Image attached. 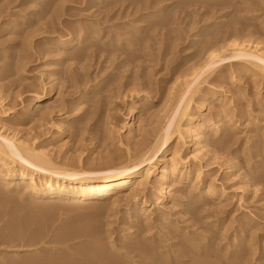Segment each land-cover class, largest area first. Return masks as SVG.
I'll list each match as a JSON object with an SVG mask.
<instances>
[{
	"label": "rangeland",
	"instance_id": "1",
	"mask_svg": "<svg viewBox=\"0 0 264 264\" xmlns=\"http://www.w3.org/2000/svg\"><path fill=\"white\" fill-rule=\"evenodd\" d=\"M42 2L46 0H0V132L16 134L30 143L36 141L37 145L46 144L45 149L59 159H81L87 166H98L111 159V165L117 166L126 161L128 148L134 150L137 142L154 134L163 125L160 123L165 121L170 109L176 105L179 93L185 88V81L195 71L197 79L202 81L192 102L196 116L210 113L212 116L217 110L225 109L224 112L228 111L230 116V128L221 136L226 145L224 143L225 147L223 145L219 150V157L211 160L213 164L205 176L208 180L217 181L216 184L225 194L223 198L215 199L216 208H209L205 214L208 219H203L204 222L191 219L189 214L181 212L186 208V203L176 206L170 200L161 202L156 206L169 214L168 230L165 232L161 226V229L157 228V222L153 224L151 234L144 233L152 236L161 231L160 235L167 237L176 230L171 227L176 222L181 227L179 233H187L196 243L197 239L208 236V247L213 245L210 251L221 256L233 241L240 219H245L250 223L245 229V237L240 241H248L254 235L251 240L254 245L251 251L254 252L248 255L249 260L253 261L247 260L246 263L259 264L262 261L264 264V184L245 189L247 179L264 173V75L244 64V60L226 59L221 49V46L231 43L230 34H225V31H233L235 23L254 31V34H240L242 37L264 44V0H220L218 5L204 0H192V3L190 0H162L163 5H158L163 12L154 14H147L149 4L146 0H51L47 9L46 6L42 8ZM203 2L205 4H201ZM151 9L149 11L153 12L154 8ZM11 22L16 23L13 30H9ZM216 23H220V26L214 29ZM201 27H206L210 32L196 36L197 29ZM75 31V35L72 34ZM90 31L91 36L86 42L75 45V50L72 48L65 52L67 55L64 57L60 55L56 43L60 36L70 39ZM83 49H86L83 57H71L73 52ZM214 53L218 59L225 60L215 68L207 69ZM55 65L58 70L53 71ZM17 66L19 70L16 72L14 68ZM98 81L103 86L97 94L93 88ZM50 84L55 85L56 96L28 110L30 101L48 91ZM85 91L87 97L83 98ZM73 103L78 104L76 111L71 107ZM133 107L139 110L137 121L131 117ZM73 110L77 118L67 121V133L56 138L54 135L61 119ZM151 118L152 122L148 120ZM131 124L136 128L128 143L126 136ZM212 136L215 137L214 134ZM184 137L180 139L181 143L175 138L172 147L180 143L181 154L184 153L182 155L187 156L186 159H192L193 142L188 141L187 135ZM233 162L234 170H231ZM198 164L199 161L195 160L188 167ZM252 167L255 171L250 174ZM188 186L192 185L185 184L181 189H189ZM121 197L123 200L115 206L110 201H97L76 208L53 200L49 203L51 207L37 212L36 217L31 205L22 203L18 206L21 208L23 205L22 211L18 207L15 210L18 211L16 218H12L16 213L11 210L15 204L10 199L2 201L0 264H24L26 260L28 263L35 259L40 262L31 264H43L57 254L72 253L75 249L81 251L84 246L90 245L99 251L101 249L106 256L110 254L111 258L114 256L117 259V256L124 254V260L133 262L130 258L134 254L128 249L134 242L130 241L129 244L128 237L134 235L139 238L144 233L139 235L142 230L140 232L132 222L136 216L132 215L131 209L143 201V196L140 195L134 203ZM65 198L72 197L68 194ZM187 199L182 198L181 202ZM7 201L10 202L9 207ZM152 207L147 206V210L151 211ZM7 210L13 212L7 213ZM127 210L132 212L127 213ZM29 215L33 216L30 222L28 220L31 218H27V221L24 218ZM215 223L216 227L213 226ZM222 226H228L226 232ZM182 236L167 240V245L174 241L181 242ZM197 244L196 247H200L201 244ZM126 245L129 248L125 252ZM243 246L246 247V244L239 246V249H243ZM99 251L98 255L101 254ZM108 257L107 260L103 256L98 257L102 259L95 262L111 264ZM120 257L119 261L123 262V257L121 260ZM43 260L45 262L42 263ZM135 260L138 261L137 258ZM131 262L128 264H136Z\"/></svg>",
	"mask_w": 264,
	"mask_h": 264
},
{
	"label": "bare ground",
	"instance_id": "2",
	"mask_svg": "<svg viewBox=\"0 0 264 264\" xmlns=\"http://www.w3.org/2000/svg\"><path fill=\"white\" fill-rule=\"evenodd\" d=\"M35 1L38 2L40 0H35ZM48 1L51 2V0H46L45 3L42 2L43 4L42 8H45V6H46L45 9L48 8V6L50 5ZM147 1L149 4L148 7H146L147 12H148L147 14L159 13V11L163 12L161 6L158 5L159 3H161L162 0H146V2ZM198 1L201 2V0H198ZM204 1H207V2L212 1L213 3H211V5L212 4L218 5L217 3L220 2V0H204ZM190 2L192 3V0H190ZM190 2H188L187 4H189ZM179 3H182V2H179ZM193 3L195 4L196 2L193 1ZM185 4L183 3V5ZM201 4H205V3L203 2ZM224 6L225 5H223V7ZM164 7L167 8V6H164ZM149 8L150 9L154 8V10L151 9L153 12H150ZM153 17H156V16L154 15ZM220 23H216L214 26V29H217V26H220L219 25ZM15 25L16 23H12L10 25L11 29L9 30H13ZM238 25L239 24L235 23L233 31H227V33L225 31V34H230L229 39L231 38L232 40H230L231 43L228 46H227V43L226 45L221 46V49L224 50L223 55L225 56L226 59L235 58L237 60L239 59L240 61L244 60L243 62L244 64L247 63L248 65L253 67L254 70L264 75V44H262V42L258 43L253 40L242 37L243 35L241 36L240 34H254V31L250 30V27L248 29H245L244 26L239 25L238 27ZM209 32L210 31L206 30V27H201L197 29L195 35L200 37V35L208 34ZM75 33L76 31L72 34L75 35ZM90 34H91V31L89 33H86L85 35L84 33L83 34L81 33L77 36H73L70 39H65L63 36H60L56 42L59 48L58 52L60 53V55L64 57L65 55H67L66 54L67 51H70L72 48L73 49L75 48V45L86 42V40H88V38L91 36ZM229 46L231 47V50H229ZM85 51L86 49L76 51L77 53L73 52L71 54V57L81 58L85 54ZM212 52H215V49ZM213 55L214 57L212 61L208 64L207 69H210L211 67L215 68L223 60H225V59H222V60L218 59L215 56V53ZM14 69H16L15 71L17 72L19 70V66H17ZM52 70L53 71L58 70V66L55 65ZM205 70L206 69H204V71ZM195 75L196 73L194 71L190 75V78L185 81V88L183 87L184 89L182 90L181 94L179 93V98H178L176 105L172 108V110L169 108L170 109L169 114L166 117L164 116L165 121L161 120L163 123L159 122L160 124H163V125L160 126V128L156 127V129L157 128L159 129L156 130L155 133L152 131L154 134H151V135L149 134L151 137H148L149 136L148 135L144 138L143 141L141 140V142L139 143L137 142L134 150L129 149L128 148L129 146H128L127 147L128 155L126 157V161L123 160L124 162H122V164H118L117 166H115L116 164L111 165V163H113L111 159H110L111 161L109 159L105 160L103 164L100 163V165L98 166L97 165L87 166L84 164L83 161H81V159L78 161H70L68 159H63V158L59 159V157L53 156L50 153V151L45 149L46 144L37 145L35 143L36 142L35 140H34L35 142L30 143L29 140L23 139L22 137H18L16 134L10 135V134H4L0 132V202H1L0 204H2V201L10 199L11 201L10 200L9 201L15 204V208L12 207L14 205L12 204L10 205L12 209L11 207L10 209L13 210L15 213L18 212L15 210H17L18 208L21 209L23 207V205L21 206V208L18 207L22 203H24V205L25 203H27L28 205L30 204L32 208L31 211H34V213H36L35 215L36 217L37 212H42L44 210L49 209L51 207L49 203L53 200L59 204H68L69 206H71V208L73 207L76 208V207H79L80 205L96 203L97 201L98 202L110 201L111 202L110 204L112 206L113 205L115 206L116 203L118 205V201L121 202V200H123L121 195L124 196V198H126L129 202H132V203H134V201L138 199L140 195H142L143 201H141V203L138 205L136 203L137 207L135 208V205H134V209H131L133 211L132 215L136 216V219L134 217L135 220L132 222H135V224L138 227H136L135 225L134 226L136 228H139L140 232L142 230V232L139 235H141L145 231L152 233L153 227L155 226L153 224L157 222H158V226L156 224L157 228L158 227L160 228L161 226L162 230H164L165 232L166 230H168L169 224L167 225V223L170 219L169 214L166 213L164 209L160 208V206L158 208L156 206L157 204H160L161 202L168 201V200L172 201L173 203L175 202L176 206L183 205V203H186L184 204L186 205L185 206L186 208H184L181 212L184 214L185 213L189 214L191 216V219L204 222L202 221L203 219L204 220L208 219L207 215H205L206 212H209L210 210L209 208H211V206H214L217 203L215 199L223 198L224 197L223 194H225L224 192L221 191V189L216 184L217 181L213 179L208 180L207 178H205V176H206V173L210 170L211 165L213 164V161L211 160L217 159V157H219L217 156V154L219 150L222 149L225 143L223 140V137L221 136L224 135V133L228 130V128H230L229 127L230 124H228V121H229L228 118H230V116H228L229 114L228 111L226 113L224 112L226 111V109L224 111L217 110L216 114L215 115L213 114L212 116L210 115L212 113L208 115L201 114V116H198V115L196 116L192 102L194 100L195 95L197 94L200 83H202V81H200V79H197ZM47 79L49 78L47 77ZM102 86H103V83L101 81H98L94 85V88L93 87L92 88L95 89L96 90L95 92L98 94V92L102 90ZM87 91H85L83 98L87 97L86 96ZM56 93L57 92L55 91V85L51 86L50 84L48 91L44 92V94L42 95H38L34 97L30 101L31 105L28 107V110H33L34 108H36V106H38L39 103L43 102L44 100H48L50 98L55 97ZM76 105L78 104L73 103L71 105L72 109H74L75 111H76L75 109ZM262 109L264 111V106L262 107ZM74 110L72 113L68 114L66 117L61 119L58 125L57 133L56 135H54L56 138L61 137L67 133V130H68V126L66 123L67 121H71L77 118L75 116L76 112L74 113ZM138 112L139 110L137 109V107H133L131 109V117H134V120H136ZM148 120L151 121L152 118ZM144 122H146V120ZM150 125H153V124H150ZM132 126L133 125L131 124V126L127 130L129 134L128 136H126L127 142L128 141L130 142L134 135L133 133L136 127L134 128V126L133 127ZM157 126L159 125L157 124ZM146 127L147 126L145 125L144 127L145 131H146ZM152 128L153 127L151 126V129ZM147 131H149V129H147ZM212 134H214L215 137H213ZM185 135L189 137L190 140L188 141L193 142L194 150L192 152L193 155H191L192 159H186L187 156H185L186 157L185 158L183 156L184 153H182L183 155L181 154L182 150L179 147L181 143L180 139L183 138ZM175 138H178L179 140L177 139V141L178 142L180 141V143L179 145L176 143L175 147H172V143L175 140ZM159 153L161 154L159 155ZM195 160L199 161V164L189 168L188 166H191L193 164V161ZM230 167H231V170L234 168V162L232 165H230ZM254 171L255 170L253 169V167L252 169H249L250 174L253 173ZM263 174H261V176L252 175V177L249 179L246 178L247 181H246L245 189L246 187L247 189L248 187H252V185L256 187L260 183L264 184ZM185 184L187 185L190 184L192 186L191 187L188 186L189 189H184V188H183L184 190L181 189L182 187H184ZM128 189H130V192L129 191L127 192ZM194 191H196V193H194ZM68 194L72 197L71 199L65 198V196H67ZM182 198L183 200L184 198H188V199L185 200V202L183 201L181 202ZM10 202L8 203L7 201V205L10 204ZM151 205H153L154 207V208L152 207L153 210L156 208L154 211H152V209L151 211L147 210V206H151ZM163 205H161V207ZM7 207H9V205ZM3 210H5V207L3 208ZM11 210L9 211L12 213L13 211ZM131 210H127L126 212L128 213ZM9 211L7 213H9ZM167 212H169V210ZM29 213L30 212H28V214ZM17 215L18 214L16 213V216L13 217L14 216L13 215L12 218H16ZM19 216H20V213H19ZM31 216L29 215V217H24V218H26V221H27V218H31ZM248 217L246 219H248ZM18 219L19 217L17 218V220ZM31 220L32 218L29 219L28 222H30ZM172 221L173 220H171V222ZM175 223H172L171 227H174L176 230H173L171 232L169 231L170 233L168 234L167 237L162 236V234L160 235L161 233L160 230H159L160 233L156 232L152 236H147L149 235V233H144L143 235H141L142 237L140 236L139 238L136 236L134 237V235L133 237L132 236L128 237L129 241L128 240L127 241L129 244H131L130 241L134 242L132 246H130L127 243L130 248L128 247V245H126L127 247L125 248V252H126V249L129 248L128 251H130L131 254H134L130 258L131 260H133V262L131 261L130 262L136 263V264H247L246 263L247 260L250 262L253 261V260H249L248 255L251 252L252 253L254 252V251H251L254 248V245L251 244L252 242L251 240L254 235L252 236V238L249 237L250 239L248 241H240L245 237V229L249 227V223H250L249 221H245V219H240L239 223L237 222L238 223L237 224L238 229L236 228L237 233L234 236V239L232 238L233 241L229 245L227 244L228 249H226V251H224V249L222 250L224 251V254L222 255V253L220 252L221 256H219L218 254L219 252L217 253L218 254L217 256L216 253H214L213 251L212 252L210 251L213 245L212 246L209 245L208 247V244H207V240L209 238L208 236L202 235L203 236L201 238L202 240L197 239V243L201 245L200 247H196L197 243L194 242L192 239H190L191 238L190 235H188L187 233L184 234L185 233L184 231H183L184 232L183 234H180L181 232L179 233V230L181 231V227L177 226ZM217 223L213 224V226L216 227ZM20 224L22 226V222ZM25 224L23 226H25ZM226 228L228 229V226L223 227V230H225ZM181 235H183L181 242L180 240L178 242L174 241V243L172 242L173 244L167 245L166 243L167 240H172V239L176 240V238L178 239V237L180 239ZM217 237H218V234H217ZM216 243L214 245H216ZM244 243L246 244V247L243 246L242 247L243 249L240 250L239 246H242ZM219 245L217 246L218 247L217 250H219L220 248ZM84 247L86 249L84 248L81 251L75 249L77 252L74 250L75 252L73 251L72 253L64 252V253H60L59 255L57 254L53 258L51 259L49 258V260L46 259L47 260L46 262L45 260H43L42 263L45 262L43 264H93L95 261H97L96 259H98V261L102 259L98 257L103 256V258L105 257L104 259L107 260L106 257L110 255L109 252H108L109 254L108 256H106L107 254L105 255V253H103L104 254L103 255L101 249L99 251L98 248L96 249L91 248V245L90 247L89 246L88 247L84 246ZM97 251H99L102 254V256L101 254H99L100 255L99 256ZM251 256L253 257L254 255L252 254ZM118 257L120 256H117V259ZM122 257H123L122 260H124V257L126 256H124L123 254ZM122 257H120V260ZM202 257H204L203 260H201ZM108 258L111 259V264L130 263L128 262V260H124L123 262L119 261V259L117 260L116 257L114 258V256L113 258H111V256H109ZM135 258H137L138 261H136ZM35 260L34 261L30 260L31 261V262L29 261L30 263L29 262L27 263V260H26L24 264H31L32 262L37 263L39 261V260L38 261H35ZM8 261L10 262V260ZM106 262L107 261H105V263ZM261 262L259 264H262ZM107 263L109 264V262ZM7 264L9 263L7 262Z\"/></svg>",
	"mask_w": 264,
	"mask_h": 264
}]
</instances>
